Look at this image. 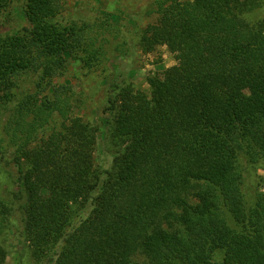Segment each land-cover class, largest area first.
I'll list each match as a JSON object with an SVG mask.
<instances>
[{
    "label": "trees",
    "instance_id": "1",
    "mask_svg": "<svg viewBox=\"0 0 264 264\" xmlns=\"http://www.w3.org/2000/svg\"><path fill=\"white\" fill-rule=\"evenodd\" d=\"M154 5L175 21L148 25L140 48L166 46L176 65L148 78L150 96L110 84L101 126L51 84L102 56L58 20V0H25L27 27L0 34V155L15 185L0 201V264H264L251 182L259 167L264 182V0ZM30 73L48 92L18 99ZM105 142L107 168L94 164Z\"/></svg>",
    "mask_w": 264,
    "mask_h": 264
},
{
    "label": "rangeland",
    "instance_id": "2",
    "mask_svg": "<svg viewBox=\"0 0 264 264\" xmlns=\"http://www.w3.org/2000/svg\"><path fill=\"white\" fill-rule=\"evenodd\" d=\"M156 1L159 0H58V20L84 27L86 43L102 53L101 62L91 70L68 66L64 73L51 79L52 85H65L68 88L64 96L70 97L73 104L71 111L75 116L101 126V120L105 117L106 91L110 84L122 82L130 85L134 93L150 96L148 78H162L166 69L176 65V53L166 46L159 45L147 53L139 45L140 36L148 25L158 22L172 24L175 21V16L169 10L168 13L164 11L165 8L155 11ZM24 5L25 0H10L7 8L0 11V34L27 27L22 12ZM69 78L71 80L67 81ZM38 83V74L30 73L26 80L20 81L17 98L21 99L24 93L33 94L39 89H42V93L38 94V98L47 93V85L43 83L38 88ZM1 126L0 123V138L3 139ZM106 144L94 153V164L98 167L111 165L109 152H113L114 147L109 149V144ZM8 159V156L0 155L2 202L9 200L15 192L14 175H11L13 168L6 165ZM259 168L253 170L251 182L264 192L263 172ZM8 171L10 174L7 175ZM14 244L19 246L18 243ZM0 246L3 247V237H0ZM25 264H34V261L29 258Z\"/></svg>",
    "mask_w": 264,
    "mask_h": 264
}]
</instances>
